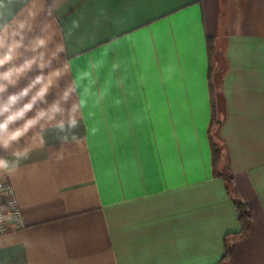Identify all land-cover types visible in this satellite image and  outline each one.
Instances as JSON below:
<instances>
[{"label": "crops", "instance_id": "crops-1", "mask_svg": "<svg viewBox=\"0 0 264 264\" xmlns=\"http://www.w3.org/2000/svg\"><path fill=\"white\" fill-rule=\"evenodd\" d=\"M17 20L0 72L32 64L7 93L45 92L28 118L62 111L0 150L30 148L0 172L24 223L0 234V264H264V0H0V23ZM210 66L244 236L213 172Z\"/></svg>", "mask_w": 264, "mask_h": 264}, {"label": "clouds", "instance_id": "clouds-1", "mask_svg": "<svg viewBox=\"0 0 264 264\" xmlns=\"http://www.w3.org/2000/svg\"><path fill=\"white\" fill-rule=\"evenodd\" d=\"M24 26L25 22L19 20L14 21L12 24L7 22L0 23V48H4L5 46L9 48L6 54L0 56V68H3L5 64H9L15 59L13 53L21 46V41L17 40L16 37L21 36V30ZM22 38L21 36V39ZM37 43L43 46L45 41L43 39H38ZM31 64L32 61H25L19 66L0 72V81H6V83H0V150L8 151L14 144H19L28 132L33 127L37 126L45 117L51 121L55 118L57 113L62 111L58 105L54 103L49 109L38 110L35 115L28 118L27 114L33 110L37 98H43L45 92L42 91L38 93L37 96H34L30 101L19 107L17 106L19 101L28 95L29 88H24L15 93H7L9 85H15L18 74L25 68H30ZM40 80L41 77H37L35 82L38 83ZM65 97H67V93ZM82 105L83 102H81V106ZM74 112L75 106L69 111L68 127L74 128L77 126V121L72 115ZM20 121H23V123H19ZM56 127L63 131L65 128L64 121L61 120ZM39 135V133L36 134V136ZM33 139H35V136ZM44 143L45 141L41 136L40 144L43 145ZM29 154L30 148L26 146L13 151V159L11 161L7 157L0 156V172L10 174L15 167H18L19 161L21 159H27ZM2 212L3 209L0 208V213ZM5 219H7V217L0 214V222Z\"/></svg>", "mask_w": 264, "mask_h": 264}, {"label": "trees", "instance_id": "trees-1", "mask_svg": "<svg viewBox=\"0 0 264 264\" xmlns=\"http://www.w3.org/2000/svg\"><path fill=\"white\" fill-rule=\"evenodd\" d=\"M208 52L209 56L211 57L213 53V41L211 39L208 40ZM209 89H210V97H211V104H212V114H211V119H210V124H209V130H208V136L210 140V147H211V152H212V164H213V172L215 175H223L227 187H228V192L232 200L234 201V204L236 206V210L238 213V221L241 225V232L239 236H244L249 228H250V223L251 219L248 213L247 207L242 204L235 196V190H234V184L233 181L230 177H228L225 173H220L219 169L223 161V150L222 146L219 144L216 138V129L220 125V117L218 113V108L217 104L215 101V87L212 82V68L210 66L209 68ZM231 251V246H226V255L222 258L225 259L227 254Z\"/></svg>", "mask_w": 264, "mask_h": 264}, {"label": "built area", "instance_id": "built-area-1", "mask_svg": "<svg viewBox=\"0 0 264 264\" xmlns=\"http://www.w3.org/2000/svg\"><path fill=\"white\" fill-rule=\"evenodd\" d=\"M0 208L3 209V212L0 214L7 217V219L0 222V234L10 229H20L24 227L22 214L15 199L13 189L11 185L6 182H0Z\"/></svg>", "mask_w": 264, "mask_h": 264}]
</instances>
